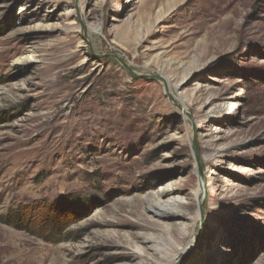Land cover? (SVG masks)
<instances>
[{"label": "rangeland", "instance_id": "1", "mask_svg": "<svg viewBox=\"0 0 264 264\" xmlns=\"http://www.w3.org/2000/svg\"><path fill=\"white\" fill-rule=\"evenodd\" d=\"M0 264H264V0H0Z\"/></svg>", "mask_w": 264, "mask_h": 264}, {"label": "trees", "instance_id": "2", "mask_svg": "<svg viewBox=\"0 0 264 264\" xmlns=\"http://www.w3.org/2000/svg\"><path fill=\"white\" fill-rule=\"evenodd\" d=\"M26 218L28 219V221H26ZM31 218H33V216L31 215V211L29 212L26 206H21L20 208L15 209V210H11V212H9V213L7 212V214H5V221L8 224L22 223L25 226V221H26L27 227H30L31 226L30 224H32ZM41 218H43V219L41 220L40 224L37 226L41 231L34 230V232L39 233V234H45V233H48L50 231H53L52 227L54 226L55 219L51 216L39 214L38 219H41ZM32 225L34 226V224H32Z\"/></svg>", "mask_w": 264, "mask_h": 264}, {"label": "bare ground", "instance_id": "3", "mask_svg": "<svg viewBox=\"0 0 264 264\" xmlns=\"http://www.w3.org/2000/svg\"><path fill=\"white\" fill-rule=\"evenodd\" d=\"M180 81V80H179ZM182 82H179V83H175L174 84V87L176 89L180 88L182 86ZM199 195L196 196V198L198 197ZM156 198H154L153 200V204L154 206H152V209L154 210L153 211V214L151 215L152 218L158 220V221H164L163 223L165 225H169L167 222H166V219L168 220V218L170 217V215H168L165 211H161L159 209H157V207H167V205H165L160 197V195H156L155 196ZM145 243H149L148 240H145Z\"/></svg>", "mask_w": 264, "mask_h": 264}]
</instances>
